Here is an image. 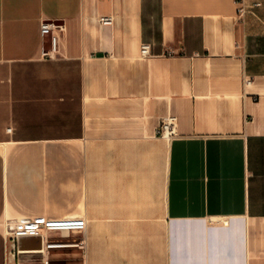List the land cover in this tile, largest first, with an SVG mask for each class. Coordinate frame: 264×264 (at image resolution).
<instances>
[{
    "label": "crops",
    "instance_id": "1",
    "mask_svg": "<svg viewBox=\"0 0 264 264\" xmlns=\"http://www.w3.org/2000/svg\"><path fill=\"white\" fill-rule=\"evenodd\" d=\"M22 218L85 220L84 249L18 255ZM22 260L264 264V0H0V264Z\"/></svg>",
    "mask_w": 264,
    "mask_h": 264
},
{
    "label": "built area",
    "instance_id": "2",
    "mask_svg": "<svg viewBox=\"0 0 264 264\" xmlns=\"http://www.w3.org/2000/svg\"><path fill=\"white\" fill-rule=\"evenodd\" d=\"M239 15L245 14V8L242 6L239 8ZM112 20L108 17L100 18L102 25L111 24ZM63 27L55 22H42L40 27V35L44 44L45 39H49L48 49H42V57L45 59H54L60 54V34L63 32ZM141 55L148 57L151 55V47L149 44H143L141 48ZM178 119L175 116H165L157 129V134L163 138L170 139L176 136ZM12 230L9 234L13 236L17 243L23 237H38L42 242L41 250L36 253H40L45 256L46 251L52 249H61L71 247L73 243L55 242L51 238L52 234L60 233H80V238L74 242V245L80 246L84 249L85 246V234L87 229V222L85 220L74 219H40V218H22L12 225ZM17 254L21 255L22 251L17 249Z\"/></svg>",
    "mask_w": 264,
    "mask_h": 264
},
{
    "label": "rangeland",
    "instance_id": "3",
    "mask_svg": "<svg viewBox=\"0 0 264 264\" xmlns=\"http://www.w3.org/2000/svg\"><path fill=\"white\" fill-rule=\"evenodd\" d=\"M51 238H53V241L55 242H63V243H72L77 241V235H73L72 233H60V234H52ZM42 258V257H41ZM39 259V258H38ZM22 264H34L33 262H25L22 260Z\"/></svg>",
    "mask_w": 264,
    "mask_h": 264
},
{
    "label": "water",
    "instance_id": "4",
    "mask_svg": "<svg viewBox=\"0 0 264 264\" xmlns=\"http://www.w3.org/2000/svg\"><path fill=\"white\" fill-rule=\"evenodd\" d=\"M33 237H23V238H21L20 240H19V249L21 250V251H24V250H28L29 248H27V242L29 241V240H31ZM33 249H36V250H38V249H40V246H36L35 248H33Z\"/></svg>",
    "mask_w": 264,
    "mask_h": 264
}]
</instances>
